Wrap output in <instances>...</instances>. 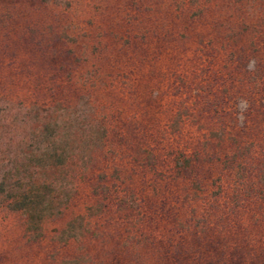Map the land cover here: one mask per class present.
Instances as JSON below:
<instances>
[{
  "label": "rangeland",
  "instance_id": "rangeland-1",
  "mask_svg": "<svg viewBox=\"0 0 264 264\" xmlns=\"http://www.w3.org/2000/svg\"><path fill=\"white\" fill-rule=\"evenodd\" d=\"M0 264H264V0H0Z\"/></svg>",
  "mask_w": 264,
  "mask_h": 264
}]
</instances>
